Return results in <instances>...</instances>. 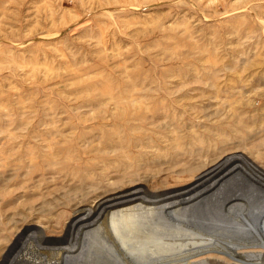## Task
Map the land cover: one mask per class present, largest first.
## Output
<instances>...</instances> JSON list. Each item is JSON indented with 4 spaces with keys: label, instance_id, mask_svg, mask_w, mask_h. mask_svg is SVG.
<instances>
[{
    "label": "rangeland",
    "instance_id": "obj_1",
    "mask_svg": "<svg viewBox=\"0 0 264 264\" xmlns=\"http://www.w3.org/2000/svg\"><path fill=\"white\" fill-rule=\"evenodd\" d=\"M233 153L264 169V0H0V264L90 202L75 162L158 191Z\"/></svg>",
    "mask_w": 264,
    "mask_h": 264
},
{
    "label": "bare ground",
    "instance_id": "obj_2",
    "mask_svg": "<svg viewBox=\"0 0 264 264\" xmlns=\"http://www.w3.org/2000/svg\"><path fill=\"white\" fill-rule=\"evenodd\" d=\"M100 156L72 167L86 170L90 202L77 203L62 236L24 243L11 257L16 264H264V169L244 154L222 156L200 172L177 168L173 181L182 184L158 191L135 182L140 164L127 159L110 174ZM96 168L100 178L117 179L100 196Z\"/></svg>",
    "mask_w": 264,
    "mask_h": 264
}]
</instances>
